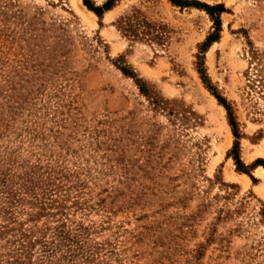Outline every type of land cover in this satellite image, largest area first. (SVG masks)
Masks as SVG:
<instances>
[{
    "label": "rangeland",
    "instance_id": "1",
    "mask_svg": "<svg viewBox=\"0 0 264 264\" xmlns=\"http://www.w3.org/2000/svg\"><path fill=\"white\" fill-rule=\"evenodd\" d=\"M181 3L0 0V264H264V0Z\"/></svg>",
    "mask_w": 264,
    "mask_h": 264
},
{
    "label": "trees",
    "instance_id": "2",
    "mask_svg": "<svg viewBox=\"0 0 264 264\" xmlns=\"http://www.w3.org/2000/svg\"><path fill=\"white\" fill-rule=\"evenodd\" d=\"M173 2H175V3H177V4H182L181 2H184V1H186V0H172ZM113 5V2H107L105 5H104V8H106V9H109L111 6ZM206 6V8L208 9V11L214 16V18H215V20H216V24L217 25H220V19H219V17H218V14H216V13H219L220 11H223L224 10V8L222 7V6H220V5H214V6H210V5H205ZM90 7H92V6H90ZM96 9V11H98L99 10V8H95ZM219 29V28H218ZM216 38V35H212V37H209L208 38V42L210 41H212V40H214ZM205 45H207L206 43H205Z\"/></svg>",
    "mask_w": 264,
    "mask_h": 264
}]
</instances>
